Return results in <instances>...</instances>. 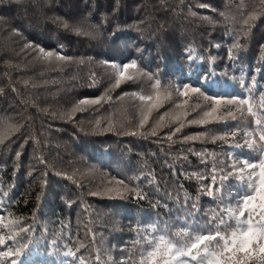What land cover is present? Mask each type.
<instances>
[{
	"label": "trees",
	"instance_id": "16d2710c",
	"mask_svg": "<svg viewBox=\"0 0 264 264\" xmlns=\"http://www.w3.org/2000/svg\"><path fill=\"white\" fill-rule=\"evenodd\" d=\"M262 97L264 0H0V250L23 248L0 264H146L150 241L182 245L189 212L219 210L213 175L259 185L231 165L246 133L264 144Z\"/></svg>",
	"mask_w": 264,
	"mask_h": 264
},
{
	"label": "snow or ice",
	"instance_id": "6c2138e0",
	"mask_svg": "<svg viewBox=\"0 0 264 264\" xmlns=\"http://www.w3.org/2000/svg\"><path fill=\"white\" fill-rule=\"evenodd\" d=\"M233 47H239V44H234ZM39 51L46 61L65 59L63 55L56 56L53 51H45L42 46L39 48ZM130 68H136L135 61L124 64V72H127ZM207 75L211 76L212 74L208 73ZM201 78H204L203 74ZM215 82L212 81L210 83L208 79H204L205 85ZM119 84L120 80L117 79L116 85L118 86ZM158 85L159 80H157ZM183 91L184 93L188 91L196 92L201 91V88H198L196 85H183ZM202 91L211 96L208 94L206 87ZM141 99H144V97H141ZM148 99H151V97H148ZM261 99L264 100V97ZM227 102L237 103L239 105L249 103L248 99L243 97L236 100L229 97ZM91 103H99V100L84 99L81 101V104L85 105ZM215 103L219 104L220 100L216 99ZM248 111L251 112L252 109L249 108ZM215 112L216 109L212 108L211 111L204 112L202 119L193 120L191 123L204 124L208 122L209 118H213V113ZM146 119L147 117H144L141 121V126L146 122ZM163 119L164 117L161 116L160 120L162 121ZM233 119L235 120L236 117L233 116ZM256 123L259 125L261 121L257 120ZM181 127H183V124H181ZM240 127L241 125L233 126L236 130H239ZM175 131H180V128H176ZM130 134L135 135L136 133L133 132ZM152 134H156L155 129H153ZM247 135H250V133H246ZM246 136L244 143L247 145L249 151H244L243 146L238 144L236 147L241 148V151L232 153L236 157V162L231 165V168L236 170V165L240 164L241 161L243 163L239 171H243L246 168L255 169L258 167L260 170L259 185L257 186L256 181L252 179V172L248 173V179L246 181L241 176L236 178L240 181L238 188L234 184L224 182L232 176V172H226L223 180L219 184H215L216 176L213 175L215 191L219 193L223 189L224 192L222 196L216 197L219 210L212 209L211 213L204 212L202 215L209 216L210 218L202 224L194 212H189V218L197 220V225L190 232L185 231L177 234L184 237L182 245L177 246L172 240H166L164 236H160L158 240L150 241L153 251L147 253L146 264L147 261H151L152 264H160V261H163V264H264V215H261L260 220L256 223L252 222L253 213L256 209V205L253 202L257 198H259L258 207L260 212L264 213V159H260L259 164L253 162L254 153H264V144L253 147L252 144L248 143ZM220 138L222 139L223 137ZM259 140L264 141V132L259 136ZM213 186H207V195H213ZM232 191L235 192L234 196H232ZM225 198H228L229 203H224ZM233 203L235 206H231ZM192 207L199 211L197 205L193 204ZM229 221H235V225L229 223ZM229 230H231L230 234ZM4 243L3 238H0V245ZM23 247H27V244ZM22 251L23 248H17L13 251L12 246H9L7 251L0 250V257H11L14 255L18 258ZM66 255H70V253H66ZM156 257H159V261L154 259ZM9 264H17V259H10Z\"/></svg>",
	"mask_w": 264,
	"mask_h": 264
}]
</instances>
